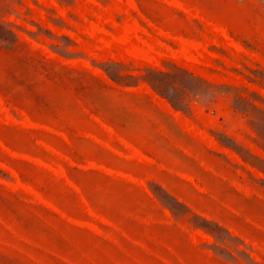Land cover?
<instances>
[{"label":"rangeland","instance_id":"1","mask_svg":"<svg viewBox=\"0 0 264 264\" xmlns=\"http://www.w3.org/2000/svg\"><path fill=\"white\" fill-rule=\"evenodd\" d=\"M249 1L255 10L246 0H0V27L3 22L4 29H12L47 58L86 70L113 90L129 93L120 97L148 112L142 119L118 103L104 105L129 140L87 110L108 140L94 134L77 137L90 139L119 159L87 140H76L75 146L61 132L56 134L71 151L31 133L53 157L19 154L0 141L8 155L57 179L21 167L45 196L0 162V264H264V0ZM244 18L258 23L248 24ZM218 30L226 31L236 45ZM3 37L8 35L0 29ZM4 45L0 39V49ZM105 69L120 76V83ZM149 70L170 76L151 75ZM64 75L71 93L83 90L80 80L101 87L80 73ZM149 76L167 97L152 87ZM86 97L96 106L104 104L96 92ZM259 119L257 130L253 121ZM0 123L52 131L1 93ZM65 164L134 183L154 198L158 207L144 204L151 213L140 211L145 217L130 220L161 222L163 227L151 230L134 224L138 236L153 241L152 248L131 241L97 213ZM62 183L75 192L90 219H75L57 205L79 212ZM133 194L142 204V196Z\"/></svg>","mask_w":264,"mask_h":264},{"label":"trees","instance_id":"2","mask_svg":"<svg viewBox=\"0 0 264 264\" xmlns=\"http://www.w3.org/2000/svg\"><path fill=\"white\" fill-rule=\"evenodd\" d=\"M246 2L255 10L252 2L249 0H246ZM253 2L257 4L258 0H253ZM244 21L247 22L246 18H244ZM250 21H255L258 23L255 19H251ZM250 21L247 23L250 24ZM1 24L2 25L0 29L4 30V33H6L8 37L0 38L5 44L0 49V93L9 103L24 110L33 122L45 125L52 131L26 130L16 126H9L0 123V141L3 142L6 147L19 154L43 157L38 154V152H41L44 155L53 157L48 151L38 145L36 139L31 135V133H41L42 135L54 139L60 143L61 146L57 143L46 140L52 145L63 151H71L70 145L56 134V132H61L65 133L75 146L76 140H87L99 150L108 153L112 158L119 159L117 156L113 155L109 151L104 150L100 145L94 143L90 139L86 137H77L78 134L81 133L94 134L103 140H108L107 134L91 118L87 110H90L98 118L112 126L117 132L121 133L129 140H131V138L128 136V134L122 132V130H120V128L114 123L113 116L104 110V105L118 103L127 112H130L131 114H134L142 119H145L146 115H148V112L141 108L130 105L124 98L122 99L120 97L124 93H129L113 90L99 78L93 76L86 70L78 71L75 69H70L54 59L47 58L42 52L30 46L27 42L22 41L12 29L9 27L4 29L5 25L3 22ZM57 48V46H53L55 51H57ZM58 53L67 58L71 57L72 55L68 51H59ZM65 72L83 74L84 77L92 81L99 82L101 87L97 88L88 81L80 80L78 83L83 90L80 92L79 90L73 89V92L71 93L69 92L68 87L65 85L67 82V79L64 75ZM106 72L114 81L120 83V76H116L108 70H106ZM184 72L190 75L192 78L198 79L202 83H207L202 78H197L187 71ZM149 73L155 76H170L169 73H164L161 71L157 72L154 70H149ZM147 79L159 94L167 97L164 90L155 82V80H153L152 76L147 77ZM182 87L185 91L194 93L193 90L188 86ZM91 92H96L104 104H101V106H96L95 104L91 103L86 97V93L88 94ZM146 97L150 99L149 96ZM172 105L177 110L181 109L180 106L174 102H172ZM253 107L256 111H259L255 106ZM253 123L256 129L259 130L258 126L261 125L262 120L259 119L253 121ZM158 136L167 142L161 132H158ZM137 146L143 151H146L142 145L137 144ZM89 158L91 160L98 161L92 157ZM123 161L129 163V161ZM0 162L16 169L25 181L30 182L45 196H47V194L44 192L43 188L36 184V182H34L21 167H27L31 168L33 171L42 172L50 179L57 181V179L51 174L41 168H38L29 161L17 159L8 155L2 150L1 147ZM131 163L139 167H147L146 164L136 161H132ZM105 164L109 167H114L107 162ZM66 167L71 179L81 188L84 197L89 201L92 208L97 213L111 220L112 223L119 229V231L124 232L131 239V241H139L147 245L149 248H152L154 244L153 241L149 242L148 240L138 236V234L133 229L134 224H139L143 228H148L151 230L154 228L163 227L161 222L157 221L152 224H148L133 220L132 223L130 220H132L131 217L134 215H141L145 217L140 211L151 213V210L146 208L144 204L151 207H158L154 198H152L138 185L127 182L126 180L111 177L97 170H82L78 168H72L68 165H66ZM71 172L76 173L78 176H72L70 174ZM131 173L133 175H138L135 172ZM86 182L91 183L89 188L86 186ZM107 182L108 185L105 186V183ZM62 186L66 191L72 194L73 201L78 206L79 212H74L72 209L62 205L60 202H56L57 205L75 219H90L75 192L66 187L64 183H62ZM134 191L138 192L142 196V204H138L137 198H135L133 194ZM163 192L166 195L168 194L165 190H163ZM117 193H120V195L115 197ZM157 198L164 204L162 198H160L158 195ZM176 202L179 204L177 200ZM183 206L189 212H191L186 204H183ZM158 212H160L161 217L164 219L165 216L162 210L158 209ZM177 219L179 218L177 217ZM182 223L184 224V222ZM178 230L184 233L181 229ZM151 237H153L152 234ZM189 245L192 248H195L191 243H189ZM147 255L149 258H155V256L151 253ZM160 263L165 264L163 260H160Z\"/></svg>","mask_w":264,"mask_h":264},{"label":"bare ground","instance_id":"3","mask_svg":"<svg viewBox=\"0 0 264 264\" xmlns=\"http://www.w3.org/2000/svg\"><path fill=\"white\" fill-rule=\"evenodd\" d=\"M218 31H220L223 35H225L228 39H229V43L231 44V45H236V44H234V42L230 39V37H229V35L226 33V31H224V30H218ZM196 47V46H195ZM195 49V48H194Z\"/></svg>","mask_w":264,"mask_h":264}]
</instances>
